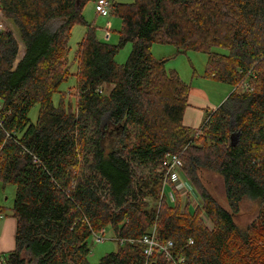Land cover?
<instances>
[{
  "label": "trees",
  "instance_id": "1",
  "mask_svg": "<svg viewBox=\"0 0 264 264\" xmlns=\"http://www.w3.org/2000/svg\"><path fill=\"white\" fill-rule=\"evenodd\" d=\"M88 1L0 0L25 47L19 56L14 31L0 30V180L16 186L17 221L15 247L0 264H91L89 238L108 225L119 249L96 264H173L158 249L147 257L138 242L155 225L181 264H264V0L114 2L117 44L86 21ZM78 23L87 29L72 71ZM154 42L206 53L205 76L235 86L198 128L183 124L191 85L153 55ZM71 76L74 92L55 103ZM167 154L182 158L200 211L190 212L178 190L176 203L162 196ZM203 169L223 178L229 209L201 183ZM245 198L261 206L241 229L235 216Z\"/></svg>",
  "mask_w": 264,
  "mask_h": 264
},
{
  "label": "rangeland",
  "instance_id": "2",
  "mask_svg": "<svg viewBox=\"0 0 264 264\" xmlns=\"http://www.w3.org/2000/svg\"><path fill=\"white\" fill-rule=\"evenodd\" d=\"M96 1L97 0H89L83 9V14L88 23L94 25L96 28L97 37L106 41L110 44H117L120 39V31L122 29V19L112 12V8L109 9V13L102 15L96 12ZM134 0H111L114 2H123L130 3ZM61 18H56L50 22V29H55L61 23ZM0 24L3 25L4 30L6 28H10L14 31L18 41L20 42V55L22 56L24 53V44L21 41L19 36V32L13 22L7 18H5L0 11ZM109 28L110 31H109ZM87 26L83 24H75L72 29V34L69 41V60L70 67L72 71L77 70V63L74 61L75 52L78 46V42L82 40L85 35ZM107 39V40H106ZM132 49V43H127L123 48L119 50L116 55V60L119 63L126 62L130 52ZM152 53L158 59H167L166 68L167 70H176L179 72L182 79L191 85V89L194 87L200 88V90L196 91L201 95H204L203 92H206L209 95V98L212 99L214 104H211V107H218L220 103L219 99L223 96L224 93L228 94L235 90V86L220 82L217 79L205 76L206 63L208 59V55L201 51L190 50L186 53H177V48L174 44H163L154 42L152 44ZM76 85V77L71 76L69 79L64 81L60 90L62 92H57L54 95L55 103H59L60 98L63 92L73 91L69 90L70 88ZM241 89V88H239ZM67 101V100H66ZM212 103V102H211ZM40 105L36 104L30 111V117L33 121L37 120L39 113ZM208 109V108H207ZM204 112V119L202 118L197 122L202 124L205 120L206 115L208 114L206 108L199 109ZM202 121V122H201ZM195 128H198L195 127ZM116 134V133H115ZM113 135L109 136V138H114ZM161 171V170H159ZM148 174V170H143L139 172L137 170V174ZM200 181L203 186L214 196V198L220 203L223 207L229 209V204L226 198L225 187L223 178L219 173L207 169H203L200 171ZM170 188H167L166 191L169 192ZM198 191L194 186L192 187L191 193H188L185 198H187V202H189L188 209L190 212L194 213L196 209H199L200 206V197L198 195ZM16 186L12 183L4 184L0 180V210L4 208L3 218H12V210H13V201L15 197ZM151 201V200H150ZM261 203L259 200H253L251 198H245L240 203V211L235 216V221L237 225L241 229H245L248 227L257 217L258 212L260 210ZM200 211V209H199ZM4 220V219H3ZM209 225H212L211 221H208ZM104 240L97 241L94 234L89 238V244L91 246V253L88 256V260L91 264H96L98 261L106 254L110 252L117 251L119 249V243L117 240V236L115 235L114 229L112 226L108 225L105 227L104 232Z\"/></svg>",
  "mask_w": 264,
  "mask_h": 264
},
{
  "label": "built area",
  "instance_id": "3",
  "mask_svg": "<svg viewBox=\"0 0 264 264\" xmlns=\"http://www.w3.org/2000/svg\"><path fill=\"white\" fill-rule=\"evenodd\" d=\"M111 5H112L111 0H97L96 12L102 15L108 14ZM3 29H4L3 25L0 24V30ZM162 164H163V169L165 170L162 196L166 197V199L169 200L170 202L176 203L177 200L176 190H178L182 192V196L185 200L186 195L188 193H191L192 187L184 175L182 158L176 154H167L163 159ZM167 188H170L169 192L166 191ZM3 217L4 214L0 210V219H2ZM156 228L157 227L155 225L147 233H145L140 239H138V242H140L144 246V252L147 255V257L152 256L154 250L158 249L159 251L165 253L167 259L172 261L173 264H181L184 259L180 258L178 261H175L170 252V249L174 245L173 241L168 240L166 243L159 242L156 236ZM104 232H105V228L102 229L101 231L94 232V236L96 237L97 241H102L105 239L103 236ZM124 241L125 239L121 240V242ZM129 241L134 242L135 240L129 239Z\"/></svg>",
  "mask_w": 264,
  "mask_h": 264
},
{
  "label": "crops",
  "instance_id": "4",
  "mask_svg": "<svg viewBox=\"0 0 264 264\" xmlns=\"http://www.w3.org/2000/svg\"><path fill=\"white\" fill-rule=\"evenodd\" d=\"M110 29L111 28H109V31H110ZM23 48L25 49V47H23ZM198 90H200V88H198V87H194L190 90L189 104L185 110L184 117H183V124L186 126H189V127H193V128H195L197 126L199 127V123H197V122L201 118H202V120L204 119V115H203L204 112L200 111L199 109H205L206 108V111H207L209 109L213 110V109L217 108V107H211V104H214V102L212 101L211 98H209V95L206 92H203L204 95H201L198 92L196 93V91H198ZM231 93H229L228 96ZM226 94L227 93L223 94L221 99H219V102H221L222 100H225L227 98ZM16 228H17V221L14 217H12V218L8 217V218L0 219V254H3L5 252H9V251L14 249Z\"/></svg>",
  "mask_w": 264,
  "mask_h": 264
}]
</instances>
